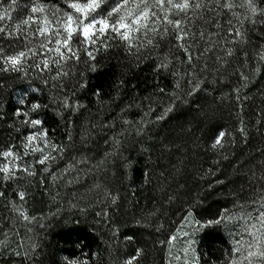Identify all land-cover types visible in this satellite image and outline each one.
Wrapping results in <instances>:
<instances>
[{"label": "trees", "instance_id": "16d2710c", "mask_svg": "<svg viewBox=\"0 0 264 264\" xmlns=\"http://www.w3.org/2000/svg\"><path fill=\"white\" fill-rule=\"evenodd\" d=\"M59 1L44 0L48 4ZM257 3L264 7V0ZM206 17L192 24L194 69L184 60L170 29L159 48L141 49V58L129 55L122 42L109 40L107 50L93 48V61L85 46L78 45L81 59L69 62L70 75L63 78L66 90L59 82L52 88L51 80L45 87L31 71L27 77L0 73L5 84L0 88V110L9 116L0 120V152L9 145L19 147L21 134L27 130L18 122L9 126L14 123L11 111L25 95L41 102L40 111L54 140L71 143L65 139L67 131L75 144L74 150L70 148L62 159L47 165L48 172L45 166L33 164L35 175L21 172L17 175L22 179L7 183L0 174V191L7 193V199L0 197V240L8 232L10 245L7 254H0V264H58L62 257L83 259L85 253L98 254L91 264H121L138 247L143 251L134 264H167V244L160 241L176 232L190 207L198 220L207 221L223 208L239 212L241 206L244 210L256 206L252 199L264 194V61L256 55L264 50V23L244 25L245 43L227 45L234 48L232 56L226 55L222 42L197 58V52L208 46L210 33H226L230 13L217 16L212 12ZM213 20L222 28L216 29ZM200 32L205 34L203 39ZM165 56L168 68L157 69ZM93 63L95 71L90 67ZM193 70L201 88L186 96V81ZM173 72L178 74L173 76ZM241 72L248 79L241 80ZM81 83L86 87H79ZM32 88L41 91L32 92ZM65 91L70 104L79 101L82 107L75 112L62 109L61 117L55 110ZM174 92L182 101L157 120L173 101ZM241 126L246 134L237 131ZM16 127L21 131H15ZM220 127L232 136L222 149L212 150L210 140ZM113 138L121 141L115 149ZM81 158L89 163L64 172ZM26 160L32 163L33 157ZM21 188L26 193L23 202L15 196ZM108 192L117 196L115 204L109 202ZM8 200L23 203L28 215L36 219L30 223L20 219ZM97 212L107 215L97 216ZM136 219L142 223L137 225ZM128 235L135 239L126 240ZM33 242L39 250L27 259L23 247L19 257L13 254L18 245ZM233 246L223 225L207 226L197 235L194 251L199 264H229Z\"/></svg>", "mask_w": 264, "mask_h": 264}, {"label": "snow or ice", "instance_id": "6c2138e0", "mask_svg": "<svg viewBox=\"0 0 264 264\" xmlns=\"http://www.w3.org/2000/svg\"><path fill=\"white\" fill-rule=\"evenodd\" d=\"M237 8L243 11L238 12ZM212 12H215L217 16L221 13H230V18L226 21L228 27L226 33L222 31L210 33L209 39L206 41L208 46L202 52H197V58L212 51L222 42L226 49V55L232 56L234 48L227 45L235 46L245 43L244 25L246 23L255 25L258 20L260 23H264V7H261L257 0H239V2L237 0H63L62 5L48 4L44 0H0V42H2L0 43V73H14L17 77H27L31 71L42 80L45 87L50 86L49 80H51L52 88H56L59 82V86L66 90L68 86L63 83V78L70 75L69 62H79L81 59L78 45L85 46L84 51L87 57L93 61L96 60L93 48L96 47L98 50L99 47H103L107 50L109 47L107 41L109 40L122 42L129 55L141 58V49L152 51L159 48L160 42L169 35L170 29L176 46L184 53V60L187 61L190 68L194 69L197 61L192 55V47L196 40V33L192 26L193 20L196 18L206 19V13ZM14 13L16 14L15 18ZM212 23L216 29L222 28L218 20H213ZM204 35L203 32H200V39H203ZM212 37H215V40ZM247 55L244 53L245 58ZM256 55L261 61H264V50L258 51ZM220 59L221 57L218 56L217 60ZM169 63L168 57L165 56L161 63L156 65V68L166 69ZM90 67L95 71L97 65L93 63ZM204 67L207 68V64ZM177 74L176 72L172 73L173 76ZM240 79L246 80L248 76L241 72ZM186 83L189 86L185 92L186 96H192L201 88V81L195 79L194 70L189 73ZM4 87V81L0 80V88ZM79 87L83 88L86 85L81 83ZM176 87H180L179 82ZM40 91V88H32V92ZM159 91L164 93L165 89L160 88ZM235 91L239 93V88ZM94 94L98 96L99 91ZM172 95L173 101L165 107L161 115L156 117L157 120H163L167 113L173 112V108L176 106L175 102L182 101L180 95L175 92ZM43 107L49 106L44 105ZM78 107H82L79 101L70 104L65 91L62 99L57 101L55 114L62 117V109L70 108L72 112H75ZM41 108L39 100L29 99L25 95L18 100V106L11 111L14 123L9 126L14 127L15 122H18L20 125H26L27 130L21 134L19 147L9 145L0 152V174H2L5 183L22 179L17 175L21 172L27 173L28 176L35 175L33 164L45 166L43 170L48 172V164L62 159L70 148L73 150L75 148L71 132L66 131L65 136V139L71 143L54 140L49 128L46 127ZM8 119V113L0 110V120ZM123 123L128 124L129 122L124 120ZM142 123L143 121H141ZM94 127L95 125H93ZM103 127H108V125L104 124ZM15 131L20 132L21 129L16 127ZM237 131L246 134V129L243 126L239 127ZM136 134H140L139 127ZM230 136H232L231 131L220 127L210 140L209 147L212 150L222 149L226 138ZM83 139L85 136L81 135V140ZM120 143V140L113 138L114 149ZM30 155L33 157L32 163L26 160ZM88 163L87 158H81L73 164L67 165L64 172H67L68 168ZM55 178L53 176V179ZM15 196H18L19 200L23 202L26 193L21 188L15 193ZM106 196L110 203H116V195L108 192ZM0 197L7 199V193L0 191ZM168 199L171 200L172 197L169 196ZM251 203L256 205L254 209L244 210L241 206V212L237 214L228 208H223L213 219L207 221L198 220L194 215V210L190 207L182 217L180 228L170 234L166 241H160V243H166L171 252L174 241L190 236L188 232H182L185 225H195L196 230H199L207 226L220 225L227 228L230 221H242L243 231L250 239L234 242L229 264H264V194L253 198ZM8 204L23 221L30 223L36 219V217L28 215L23 203L8 200ZM253 212L257 214L253 215ZM102 214L107 215V213H96L97 216ZM152 214L149 213V215ZM135 223L140 225L142 220L136 219ZM3 235L4 239L0 240V254H7L10 248L9 234L4 232ZM125 239L132 241L135 236L128 235ZM184 243L187 247L183 248V264H189L188 253L194 241L188 238L184 240ZM21 247H23L25 259L30 253L39 250V245L35 242L27 246L21 244L14 251L15 256L21 255ZM142 251L143 249L136 248L133 254L121 261V264H134L141 256ZM237 254L239 255L237 256ZM82 255L83 259L75 256L62 257L58 264H91L98 254L85 253ZM175 259L179 261L181 257L177 255ZM191 264H199L194 250Z\"/></svg>", "mask_w": 264, "mask_h": 264}, {"label": "rangeland", "instance_id": "374dc122", "mask_svg": "<svg viewBox=\"0 0 264 264\" xmlns=\"http://www.w3.org/2000/svg\"><path fill=\"white\" fill-rule=\"evenodd\" d=\"M63 0H60L58 4L62 5ZM49 11L51 12L52 9L50 8ZM22 14V13H21ZM14 18L16 17V14L14 13ZM35 27V26H33ZM256 207V206H255ZM250 208V209H254ZM248 210V209H247ZM239 212H233V213H240ZM256 212H253V215H256ZM243 222H238L236 220L230 221L228 222V227L226 228L230 234L231 240L234 243L235 241H247L250 239V237L243 231ZM180 228V225L179 227ZM202 228H200L199 230H196V226L195 225H185L184 228L182 229V232H188L190 234V236L188 238H190L191 240L194 241V243L191 245V248L189 249V253H188V258H189V264H191V260H192V252L195 248V244H196V238L197 235L199 234V232L201 231ZM181 232V234H182ZM188 238H182V239H178L177 241L173 242V246L171 248V252L169 251V246L167 245V264H183V260H184V252H183V248L187 247V245L184 243L185 239ZM12 248V245H11ZM10 249V248H9ZM10 251V250H9ZM179 255L181 257V259L179 261H177L175 259V257ZM239 254H237L238 256Z\"/></svg>", "mask_w": 264, "mask_h": 264}]
</instances>
